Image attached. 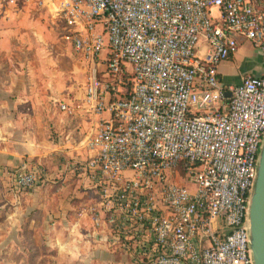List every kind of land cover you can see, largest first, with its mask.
Masks as SVG:
<instances>
[{"label":"built area","instance_id":"2783aa9c","mask_svg":"<svg viewBox=\"0 0 264 264\" xmlns=\"http://www.w3.org/2000/svg\"><path fill=\"white\" fill-rule=\"evenodd\" d=\"M32 1L91 65L82 99L54 103L96 118L70 168L94 194V242L133 264H255L264 72L228 82L220 64L242 41L264 54V0ZM12 175L17 199L41 181L37 165Z\"/></svg>","mask_w":264,"mask_h":264},{"label":"rangeland","instance_id":"374dc122","mask_svg":"<svg viewBox=\"0 0 264 264\" xmlns=\"http://www.w3.org/2000/svg\"><path fill=\"white\" fill-rule=\"evenodd\" d=\"M24 4L29 6V10L22 18L15 15L13 19L8 20L7 17L5 20L0 13V99L7 101V114L14 116V119L16 117L21 123L31 124L39 122V119L46 125L44 131H40L43 135L40 141L44 142L38 146L32 145L38 147L41 154L29 155L25 152L20 164L9 165L12 173L24 164L37 165L41 171V181L36 191H39L40 196L34 203L38 210L36 216H31L29 212L32 210L26 206L18 216L17 223L14 218L11 223L6 220V214L0 212V264H55L58 258L48 255V246L41 241L44 237L43 226L37 227L40 235L37 244L32 239V227L26 224L29 222L26 218L34 217L42 221L44 210L53 216L54 209L62 204L68 207L62 216L71 218L75 208L95 199L94 194L84 185L86 181L70 169L74 160L72 155L75 153L66 145L67 135L80 139L91 131L94 126L91 116L86 112L76 116L59 110L54 107V100L50 99L53 95L67 99L81 91L87 82L91 65L63 38L61 20L54 18L51 13L43 12L44 9L34 2H21L20 6ZM9 6L8 0H0V8ZM204 44L201 40L196 45L197 53L202 55ZM223 78L228 82H238L236 76L227 73H224ZM16 134L15 130L3 131V135L10 138ZM10 144L16 147L20 141L12 139ZM4 184L0 177V204ZM87 190L89 192L86 193ZM81 194H85V197H81ZM23 218L24 227L19 222ZM62 218L57 217L55 221L59 222ZM17 234L20 235L19 240H16ZM23 248L32 251L25 254ZM33 250L38 251L39 256L32 255L30 252ZM60 262L63 263V259Z\"/></svg>","mask_w":264,"mask_h":264},{"label":"crops","instance_id":"0c3cea01","mask_svg":"<svg viewBox=\"0 0 264 264\" xmlns=\"http://www.w3.org/2000/svg\"><path fill=\"white\" fill-rule=\"evenodd\" d=\"M21 2L29 3L34 1L19 0L16 3H10V8H0V13L3 14V18L7 20L6 18L8 17V20H11L15 15H18L21 18L26 16V12L29 10H27V7L29 6L27 4L20 6ZM42 9H44L43 12L47 14L51 13L49 12L50 9L46 6H42ZM220 71L223 75L224 73H227L231 76H236L238 78V81L240 80L243 73H262L264 72V54L258 48H255L250 42L242 41L238 51L233 56L224 60L220 64ZM84 94L85 86L84 88H82L81 91H78L73 97L69 96V98L67 99H61L53 95L50 96V99H59L61 101L63 100L64 102H73L78 98L82 99ZM5 103H7V101L1 98L0 132L2 133L0 136V177L3 179V182H5V187L2 189L3 196L1 195V198H3V200L1 199L2 202L0 204V212L6 214L5 216L7 221L9 220L12 223V219L14 218L15 222L17 223L18 216L22 212H24L26 206L32 210L31 212H29L32 214L31 216H36L35 213L38 210H36L37 205H35L34 203L37 197L40 196V193L39 191H36L37 189L35 188V192L34 190H32L26 195H22L20 199H17L13 193L14 191L12 187V178L10 177L12 175V172L10 171V167L12 165L17 166L18 164H20L23 154L25 152H28L29 155L31 153L41 154L40 149L35 146H38L40 143L44 142L40 141L43 140V135L40 131H44L46 125L41 123L39 119V122H32L31 124L21 123L16 117L14 119V116L11 117L10 114H7V106L5 105ZM54 107L57 108L56 105ZM15 111L18 112L17 110ZM84 112L91 116L90 118L92 119V122L94 124L96 118L92 112H88L84 109L78 114H76V116H79ZM16 114L17 113H15V115ZM6 130H15L17 134L14 138H10L8 137V135H3V131ZM4 139L6 140L5 142L2 141ZM12 139H14L15 141H20V145L17 144L16 147L11 145L10 141ZM67 139V147L70 148V151H73L75 153V155H72L73 157L78 155L79 153H85L81 150L76 149V144L78 142L79 137H73L72 135L70 137L69 134L66 136V140ZM85 192L87 193L89 191L87 190ZM41 193L43 194V191H41ZM81 197H85V194H81ZM31 204H34L35 206H29ZM84 206L85 205L82 204L78 208H75V210L73 211L74 215H72L71 218L67 216H62V214H64L68 210V207L65 204H62L61 207H57V209H54L53 216H51V213L46 214L44 210V216L42 217V221L41 219L36 220L34 217H27L26 220L29 222H26V224H29V226L32 227L30 228V231L32 233V239L36 241L37 244H39L40 235L37 231V227L38 225H42L44 230V237H42L41 241L42 243H45L48 246V255L52 256L55 259L58 258L56 260L58 263L55 262V264H133L132 260L121 252H113L111 249H106L105 245H102V243L98 244L94 242V227L91 221L89 219L86 220L85 218H83L82 214L80 213ZM38 207V209H41V206ZM60 216L61 218H63L59 222L55 221V219L57 217L59 218ZM23 219V221H19L20 223H22V227L25 226V218ZM6 225L9 226L8 224ZM19 236L20 235L17 234L16 240H19ZM87 237H89L90 239L92 237L93 240L91 239L90 241H88ZM26 239L27 236L25 237V240ZM91 241H93L94 243H92ZM28 249L29 248H23V253L26 254L28 253V251H32V249ZM30 253H32V255L34 256H39V252L36 250ZM61 259H63V263L60 262Z\"/></svg>","mask_w":264,"mask_h":264},{"label":"water","instance_id":"95a60500","mask_svg":"<svg viewBox=\"0 0 264 264\" xmlns=\"http://www.w3.org/2000/svg\"><path fill=\"white\" fill-rule=\"evenodd\" d=\"M250 248L255 264H264V140L249 205Z\"/></svg>","mask_w":264,"mask_h":264}]
</instances>
